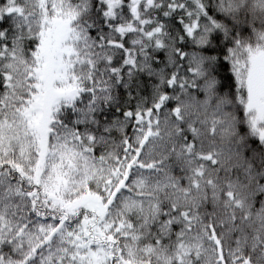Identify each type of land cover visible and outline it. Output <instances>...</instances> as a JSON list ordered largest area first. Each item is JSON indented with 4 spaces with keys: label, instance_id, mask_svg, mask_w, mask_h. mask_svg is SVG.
Instances as JSON below:
<instances>
[{
    "label": "snow or ice",
    "instance_id": "snow-or-ice-1",
    "mask_svg": "<svg viewBox=\"0 0 264 264\" xmlns=\"http://www.w3.org/2000/svg\"><path fill=\"white\" fill-rule=\"evenodd\" d=\"M0 264H264V0H0Z\"/></svg>",
    "mask_w": 264,
    "mask_h": 264
}]
</instances>
